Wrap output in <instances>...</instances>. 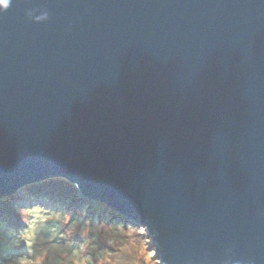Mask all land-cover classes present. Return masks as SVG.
Segmentation results:
<instances>
[{
    "label": "water",
    "instance_id": "water-1",
    "mask_svg": "<svg viewBox=\"0 0 264 264\" xmlns=\"http://www.w3.org/2000/svg\"><path fill=\"white\" fill-rule=\"evenodd\" d=\"M52 176L164 264H264V0H11L0 196Z\"/></svg>",
    "mask_w": 264,
    "mask_h": 264
},
{
    "label": "clouds",
    "instance_id": "clouds-1",
    "mask_svg": "<svg viewBox=\"0 0 264 264\" xmlns=\"http://www.w3.org/2000/svg\"><path fill=\"white\" fill-rule=\"evenodd\" d=\"M11 0H0V10H6L10 6ZM31 15V13H29ZM48 16L47 12L41 13L36 16L37 21L44 20ZM31 210H35L33 215ZM87 205L80 210L79 218L86 217ZM16 212L19 217L27 224L23 230L7 231L0 228V242L6 240L8 235L12 238L6 242L8 249L16 248L23 241L26 252L24 254H17L14 256L7 255L6 252L0 250V264H112L110 257L113 255L107 249H100L95 241L104 239L108 245H112L117 252H124L132 255L134 264H164V261L156 255V249L151 247V251L146 250L147 246L152 243V237L145 232V225H136L131 222L125 224L120 221L121 230L123 235L116 237L115 234L107 236L105 233L110 231V225L107 222L100 220L84 219V225L81 227L80 235L84 238L83 242L78 247L72 248L71 252L65 251L59 245L51 244L50 241L55 236L67 238L70 236L75 228L76 221L73 220L69 223L71 217L68 214L62 215L59 211L55 210V206L49 205L48 209L41 208V203H33L31 206L18 205ZM47 212V215L42 214ZM29 215L32 219L29 220ZM48 220L61 221V224L48 229L51 236H40L38 238V223L41 227L44 226ZM67 225L63 232L59 228ZM92 233L89 236V233ZM143 237L142 239L139 237ZM50 248H60L59 255L51 260L49 257ZM134 250V254H133ZM156 259L153 260L152 257ZM142 258V259H141ZM226 264H241L240 261H228Z\"/></svg>",
    "mask_w": 264,
    "mask_h": 264
},
{
    "label": "rangeland",
    "instance_id": "rangeland-1",
    "mask_svg": "<svg viewBox=\"0 0 264 264\" xmlns=\"http://www.w3.org/2000/svg\"><path fill=\"white\" fill-rule=\"evenodd\" d=\"M51 178L52 180L53 179H60L59 181H65L66 184H67V189L68 190H73V189H76V193L77 195H79V200L77 202V208L76 210H78L77 213H74L70 210H67V207L65 205V203H63L61 201V198L60 200H58V203H49V201H46L45 199L41 198L40 200L38 201H27L28 205L31 206L33 203H41V208L43 209H48L49 208V205L51 206H55V210L56 211H59L62 215L64 214H68L70 215L71 219L69 221V223H71L73 220L76 221V228L74 230V232L68 236L66 239L65 238H62L60 236H55L51 241L50 243L51 244H55V245H59L60 248H63L65 251L67 252H71L72 248H75V247H78L80 243L83 242V237L80 235V231H81V227L84 225V219H89V217L92 218H95V220H100V221H105L107 222V225H110V231L108 233H105V235L107 236H112V234H115L116 237H120L123 235V232L121 230V226H120V221H123L125 224H127L128 222H131L133 224H137V222L134 220V219H131V218H128L126 215L116 211L115 209L110 208L112 210H114L116 212L115 215H110V212H112L110 210V208L108 210H106L104 208V206H108L105 202L99 200V199H95V198H90V197H86L85 195H83L82 193H80L77 188H76V185L71 182L70 180L68 179H65L61 176H52V177H49ZM48 179V178H47ZM47 179H44V180H40V181H37V182H33V184L35 183H38L37 186H40L39 183H43L44 181H46ZM30 185L32 183H29ZM29 184H25L23 185L22 187H20L17 191L11 193L10 195H19V196H25L27 194V191L25 190L27 186H29ZM64 184V182H63ZM45 185L48 186V183H46ZM54 187L52 186V189ZM39 191L43 190V188L41 187L40 189H38ZM51 190V189H50ZM24 192V193H23ZM66 192H69V191H66ZM5 197V196H0V228H2L3 230L7 231L9 229H12V230H23L24 228L27 227V224L19 217V215L17 214L16 212V207L10 205V204H3V200L2 198ZM88 199H91V200H94V202H101L103 204V210H102V205L100 208H92V205L91 203H89ZM12 199H9L8 201H11ZM7 201V202H8ZM2 202V203H1ZM15 202H18V198L14 199V203ZM88 205H87V204ZM60 205L62 207H60ZM85 205H87V210H86V217L84 219H80L79 218V214H80V210L84 209L85 208ZM108 212H106V211ZM33 215L35 214V210H31ZM14 212V213H13ZM106 212V213H105ZM42 214L44 215H47L48 213L47 212H43ZM107 215V216H106ZM112 216L114 218H110V219H102V218H108V216ZM29 220L32 219V215H29ZM90 219V220H91ZM93 220V219H92ZM61 224V221H55V220H48L45 222L44 226L41 227L38 223L37 227H38V238L40 236H51V232L48 231V229L52 228V227H55L57 225ZM68 226L67 225H64L63 227L59 228V231L60 232H63L65 230V228H67ZM146 232V231H145ZM92 233L90 232L89 233V236H91ZM12 238L11 235H8L6 237V240L3 241V242H0V250L4 251L7 253V255L9 256H14V255H17V254H24L26 252V249H25V246H24V243L23 241L20 242V245L16 248H12V249H8L5 245H6V242L8 240H10ZM139 238H143L142 236L139 237ZM95 243L98 245V247L100 249H107L108 251H111L113 253V255L110 257V259L112 260V264H134V261H133V258H132V255L131 254H128V253H124V252H117V250H115L113 248L112 245H108L106 243V241L104 239H97L95 241ZM60 248H50V252H49V257L47 258V260H51L53 259L54 257H56L57 255H59V252H60ZM148 251H151L150 250V245L147 246V249ZM133 254H134V250H133ZM142 259V258H141ZM153 260H155L156 258H154V256L152 257Z\"/></svg>",
    "mask_w": 264,
    "mask_h": 264
},
{
    "label": "trees",
    "instance_id": "trees-1",
    "mask_svg": "<svg viewBox=\"0 0 264 264\" xmlns=\"http://www.w3.org/2000/svg\"><path fill=\"white\" fill-rule=\"evenodd\" d=\"M60 179H51V178H48L46 181H44L43 183H39L40 186H37L38 183H32L31 185L29 184V186L26 187V191H27V194L25 196H15L14 194L13 195H7L5 197L2 198V202L3 204H10L14 207L18 206V205H28L27 201H38L40 200L41 198L45 199L46 201H49V203H58V200H60L61 198V201L63 203H65L66 207H67V210H70L74 213H77L78 210H76V206H77V202L79 200V195H77L76 193V189H73V190H68L66 187H67V184L65 181L64 184L62 181H59ZM46 183H48V186L45 185ZM52 186L54 187L52 189ZM43 188V190L39 191L38 189L40 188ZM51 189V190H50ZM66 191H69V192H66ZM24 193V192H23ZM60 197V198H59ZM18 198V202H15L14 203V199ZM9 199H12L11 201H8ZM8 201V202H7ZM89 203H91L92 205V208H100L101 205H102V210H103V204L101 202H94V200H91V199H88ZM1 202V203H2ZM87 204V203H86ZM88 205V204H87ZM60 207H62L60 205ZM104 208L106 210H108L110 207L109 206H104ZM104 210V211H106ZM110 210L112 212H110V215H115L116 212L114 210H112L110 208ZM108 212V211H106ZM105 212V213H106ZM14 213V212H13ZM108 216V218H102V219H112L114 217L112 216ZM117 215V214H116ZM107 216V215H106ZM91 217H89L88 220H90ZM93 220H95V218H92ZM91 219V220H92ZM138 225V223L136 224Z\"/></svg>",
    "mask_w": 264,
    "mask_h": 264
}]
</instances>
